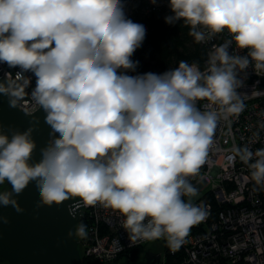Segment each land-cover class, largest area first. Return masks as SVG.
I'll use <instances>...</instances> for the list:
<instances>
[{
	"label": "clouds",
	"instance_id": "obj_1",
	"mask_svg": "<svg viewBox=\"0 0 264 264\" xmlns=\"http://www.w3.org/2000/svg\"><path fill=\"white\" fill-rule=\"evenodd\" d=\"M169 7L165 22L182 21L198 44L231 36L213 44L204 71L181 60L161 74L129 75L146 28L127 16L126 0H0V64L35 77L31 97L51 130L33 162V128L9 135L0 126V184L11 186L0 207L22 212L15 196L35 182L43 205L76 197L101 204L123 217L130 239H165L173 251L206 219L191 202L198 189L190 178L220 122L244 111L239 74L250 66L264 73V0H169ZM233 44L247 55L230 53ZM0 95L10 108L23 99L7 81ZM232 152L264 188V148Z\"/></svg>",
	"mask_w": 264,
	"mask_h": 264
},
{
	"label": "built area",
	"instance_id": "obj_2",
	"mask_svg": "<svg viewBox=\"0 0 264 264\" xmlns=\"http://www.w3.org/2000/svg\"><path fill=\"white\" fill-rule=\"evenodd\" d=\"M163 7L170 8L169 0H157L155 4L151 0H126L125 11L134 20ZM228 39L231 36L225 31L211 42L201 43L207 59L213 44ZM230 53L247 55V49L237 50L233 44ZM0 67L14 89L17 84L27 90L20 108L27 113L38 110L40 106L31 97L35 77L31 73L21 75L20 69L5 64ZM239 78L243 81L238 92L244 111L230 121L220 122L207 161L199 174L190 178L198 189L192 203L207 210L206 219L191 229L178 251L170 248L168 254L173 262H167L165 253L161 264H264V188L251 181L248 166L234 158L232 152L237 146L247 145L253 151L264 148V73L257 75L250 66ZM207 103L202 101L198 106L203 110ZM84 205L82 217L86 215L89 223L82 235L77 234L83 261L93 258L99 264L117 263L122 261V255L153 240L166 241L132 240L118 212L101 204Z\"/></svg>",
	"mask_w": 264,
	"mask_h": 264
},
{
	"label": "water",
	"instance_id": "obj_3",
	"mask_svg": "<svg viewBox=\"0 0 264 264\" xmlns=\"http://www.w3.org/2000/svg\"><path fill=\"white\" fill-rule=\"evenodd\" d=\"M0 81L11 83L0 67ZM12 85V84H11ZM45 113L41 108L27 113L20 108L9 107V98L0 95V126L11 135L12 130L26 131L33 128V139L37 149L33 162L39 161L40 149L47 146L50 140V128L44 123ZM11 191L5 181L0 192ZM22 212L13 207H0V263L6 264H85L79 240L77 225L83 215L82 200L70 198L62 204L43 205L35 182L15 196ZM141 257L132 262L122 260L112 264H161L164 243L161 241L148 244Z\"/></svg>",
	"mask_w": 264,
	"mask_h": 264
},
{
	"label": "trees",
	"instance_id": "obj_4",
	"mask_svg": "<svg viewBox=\"0 0 264 264\" xmlns=\"http://www.w3.org/2000/svg\"><path fill=\"white\" fill-rule=\"evenodd\" d=\"M172 15L171 9L163 7L154 12L150 16L136 18L133 21L147 26L146 37L140 48L136 50L132 59L138 61L139 65L135 72L128 74L137 75L148 72L161 74L171 68L178 67L179 61L186 60L187 62L196 63L202 71L206 67V50L200 43H196L194 38L189 35L190 28L184 23L177 22L168 24L165 22V17ZM23 98L26 97L25 88L19 85L15 87ZM5 185L0 184V190ZM87 216H83L77 225V234L79 227L84 226V231L88 226ZM147 250L146 246L138 247L129 251L126 255H122L119 260H131L134 262ZM170 246L166 244L167 262L172 263L173 257H170L168 252ZM85 264H99L93 258H84ZM6 264V263H0Z\"/></svg>",
	"mask_w": 264,
	"mask_h": 264
},
{
	"label": "rangeland",
	"instance_id": "obj_5",
	"mask_svg": "<svg viewBox=\"0 0 264 264\" xmlns=\"http://www.w3.org/2000/svg\"><path fill=\"white\" fill-rule=\"evenodd\" d=\"M195 200H196L195 197L191 198V202H194ZM159 241L160 242L162 241L164 243V251H163V255H164L166 253V243H167L166 241H164V240H153V241L150 242V244H153L154 242H159Z\"/></svg>",
	"mask_w": 264,
	"mask_h": 264
}]
</instances>
